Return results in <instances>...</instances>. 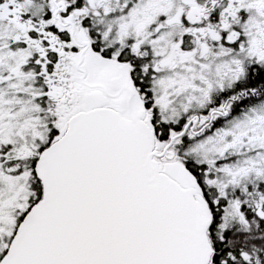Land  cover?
<instances>
[{
  "label": "snow or ice",
  "instance_id": "1",
  "mask_svg": "<svg viewBox=\"0 0 264 264\" xmlns=\"http://www.w3.org/2000/svg\"><path fill=\"white\" fill-rule=\"evenodd\" d=\"M0 264H264V0H0Z\"/></svg>",
  "mask_w": 264,
  "mask_h": 264
}]
</instances>
